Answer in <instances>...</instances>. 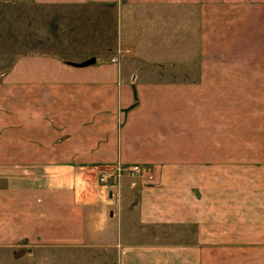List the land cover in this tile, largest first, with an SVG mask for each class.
I'll return each instance as SVG.
<instances>
[{
    "label": "crops",
    "instance_id": "crops-1",
    "mask_svg": "<svg viewBox=\"0 0 264 264\" xmlns=\"http://www.w3.org/2000/svg\"><path fill=\"white\" fill-rule=\"evenodd\" d=\"M14 1L38 39L0 77V248L264 264V0ZM117 162L154 178L89 179Z\"/></svg>",
    "mask_w": 264,
    "mask_h": 264
},
{
    "label": "rangeland",
    "instance_id": "rangeland-1",
    "mask_svg": "<svg viewBox=\"0 0 264 264\" xmlns=\"http://www.w3.org/2000/svg\"><path fill=\"white\" fill-rule=\"evenodd\" d=\"M72 24L81 25L82 27H88L89 29H97L101 24V20L98 17H78L68 19ZM64 21V19H63ZM190 24V21H188ZM107 21H104V25L107 26ZM113 29H118L120 27V19L112 20ZM17 28V11L14 0H0V77L10 68L13 59L18 54H21V42L23 37V31L26 34L27 41H35L38 39L37 33L38 29H16ZM55 30V29H53ZM33 31V32H32ZM57 46V52L65 54V45L61 40ZM171 57V56H170ZM170 61V59H169ZM141 69L147 72H154L158 66H140ZM163 67L158 68V76L160 79H176L178 78L176 73H174V66L168 65L167 71L162 70ZM115 164V163H114ZM114 164H98L97 166L90 167L87 169V175L89 179L94 180L96 183L102 184L98 180V170L103 165L104 167L113 166ZM122 168L123 175L139 173L142 176H147L148 181L153 180V171L155 170L150 165L146 164H129L137 165L138 169L133 171H127L128 165H124L117 162ZM121 172V174H122ZM125 174V175H126ZM121 176L119 184L123 178ZM103 185H118L113 183L103 184ZM113 203V202H112ZM167 235L168 230L163 231ZM170 234V233H168ZM22 245L12 246V247H1L0 248V264H97L95 256L84 257L79 249L70 247H57V246H38L31 247L25 243ZM94 257V258H93Z\"/></svg>",
    "mask_w": 264,
    "mask_h": 264
},
{
    "label": "built area",
    "instance_id": "built-area-1",
    "mask_svg": "<svg viewBox=\"0 0 264 264\" xmlns=\"http://www.w3.org/2000/svg\"><path fill=\"white\" fill-rule=\"evenodd\" d=\"M104 166L106 165H103L98 170L99 182L102 184L113 183V184L119 185V180L124 173L122 172V168L120 167V165L115 163L113 166H109V167H104ZM137 169H138L137 165H128L127 171L130 172V171L137 170Z\"/></svg>",
    "mask_w": 264,
    "mask_h": 264
},
{
    "label": "water",
    "instance_id": "water-1",
    "mask_svg": "<svg viewBox=\"0 0 264 264\" xmlns=\"http://www.w3.org/2000/svg\"><path fill=\"white\" fill-rule=\"evenodd\" d=\"M93 61H94V58L91 57V58L86 59L85 61L81 62L80 65H86V64L92 63Z\"/></svg>",
    "mask_w": 264,
    "mask_h": 264
}]
</instances>
